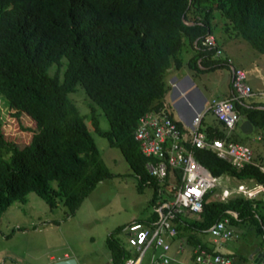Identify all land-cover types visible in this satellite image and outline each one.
<instances>
[{"label":"trees","instance_id":"trees-1","mask_svg":"<svg viewBox=\"0 0 264 264\" xmlns=\"http://www.w3.org/2000/svg\"><path fill=\"white\" fill-rule=\"evenodd\" d=\"M216 13L229 35L264 53V0H0V99L13 119L21 122L26 116L35 122L30 141L19 146L6 137L0 115V214L35 191L49 207L60 201L72 215L97 182L112 174L84 114L69 97L78 84L94 102L93 129L119 148L137 176L138 190L152 187L149 204L159 200L162 189L145 168L148 156L134 130L140 115L166 107L167 71L184 65L185 45L194 51L187 59L192 70H202L198 58L208 67L221 66L213 64L214 49L202 44ZM98 107L107 129L100 126ZM236 107L264 125V109L238 102ZM200 129L211 137L225 134L216 126ZM194 155L215 175L251 177L264 186V171L255 163L238 167L209 148L196 147ZM254 202L243 195L209 199L208 192L200 211L176 212V238L192 246L202 242L199 233L227 209L253 219L255 229L264 232V214ZM156 217L151 211L139 220ZM122 227L118 224L106 239L113 264L128 254L118 238Z\"/></svg>","mask_w":264,"mask_h":264},{"label":"rangeland","instance_id":"rangeland-1","mask_svg":"<svg viewBox=\"0 0 264 264\" xmlns=\"http://www.w3.org/2000/svg\"><path fill=\"white\" fill-rule=\"evenodd\" d=\"M223 22V17L212 19V30L222 46L220 58L222 64L206 71L205 75L200 76L201 78L197 77L196 81L204 82L211 93L220 94L228 88L231 65L239 66L240 64L248 71V79L254 83L255 88L253 89L255 93L253 95L251 93L250 97H245L242 103L264 100V95L261 94V90H264V62L258 61L260 57H264V53L254 49L246 40L240 39V36L231 37L230 40ZM193 52L189 45H185L182 55L187 57ZM252 61L257 67H254ZM183 67L184 65L181 68ZM167 72V80L171 87V78L181 71H177L172 66ZM83 90V87L78 84L77 88L69 93V97L80 113L84 114L101 157L112 174L97 182L72 215L65 214V207L60 201L55 207H49L35 191H30L26 200H14L0 214V264H49L67 257H73L76 264H108L109 248L106 243L108 233L118 224L135 217H145L152 211L149 204L152 187L145 184L141 190H138L137 176L132 172L119 148L110 145L105 136L93 129L90 123V107L94 102ZM168 91L165 95L166 100ZM205 96L207 97L206 93ZM2 100L3 98L0 99V115L3 117L2 128L6 137L19 146L27 144L35 130V122L26 116L21 122L16 118L13 119L14 117L9 115L8 107ZM96 112L101 128L107 129L108 121L103 111L98 107ZM205 112H207L206 108L200 113L201 116ZM205 118L210 120L213 117L208 112ZM239 125L238 123L234 128L225 129L226 138L229 141L246 143L252 148H263L264 126L255 127L252 132L246 134ZM257 134L258 136L263 135V138L252 140ZM219 180L220 184L215 187L214 192L226 185L227 177L222 174ZM229 185H233L232 179ZM212 199H215V194L212 195ZM233 226L239 232V236L216 241L222 244L221 252L230 255L233 264H260L256 261L257 253L254 252L256 250L258 252L259 248L264 249V232L257 231L249 221H240ZM208 227L199 233L202 242L217 239L208 231ZM118 236L124 239L123 235ZM185 244L184 247L187 248L185 247L183 256L176 255L177 260L171 264L191 263L187 260L191 258L193 252L189 243L185 242ZM175 246L176 241H173L171 252ZM148 254L144 256L142 264H147ZM49 256L52 261H49Z\"/></svg>","mask_w":264,"mask_h":264},{"label":"built area","instance_id":"built-area-1","mask_svg":"<svg viewBox=\"0 0 264 264\" xmlns=\"http://www.w3.org/2000/svg\"><path fill=\"white\" fill-rule=\"evenodd\" d=\"M204 42L216 44L211 34L205 35ZM216 50L219 55L221 50L219 48ZM231 68L232 96L211 98L207 105L215 117L229 128H233L240 119L235 101L253 93L246 70L236 65H231ZM201 118L200 113L193 116L192 126H186V129L183 127L182 130L178 124L180 120L166 107L150 110L138 117L134 137L139 141L141 151L148 156L145 162L147 171L163 181L169 167H180L183 181L177 187L172 201L163 202L155 207L159 212V219L154 229L143 227L140 222L130 223L125 227L128 228V240L131 244L143 247L155 242L167 251L170 244L165 241L159 228H168L171 233H175L172 219L176 212L184 207L192 211L201 210L203 197L207 190L217 183V177L195 158L191 146L211 147L219 156L227 158L236 166L252 162V151L247 144L222 137L208 139L205 132L200 129ZM185 141L191 145L188 146ZM239 188L244 191L246 189L243 185H239ZM226 192L229 191L225 189L223 193ZM208 231L218 239L237 236L227 217L214 222L208 227ZM193 252V264H233L228 255L220 252L211 254L201 243L194 247ZM168 261V255L161 253L159 264H166ZM133 263L134 261L127 262Z\"/></svg>","mask_w":264,"mask_h":264},{"label":"crops","instance_id":"crops-1","mask_svg":"<svg viewBox=\"0 0 264 264\" xmlns=\"http://www.w3.org/2000/svg\"><path fill=\"white\" fill-rule=\"evenodd\" d=\"M216 17H221V16L219 14L217 15V13H216L215 17L212 19L215 20ZM211 26H212V20H211ZM207 34L213 35V37L215 38L216 44L212 45L210 43L204 42L205 36L202 37V44L204 46H206L207 48L214 49V51L212 52V58L216 59V61H214L213 64H222L221 59H220L221 53L218 55L217 50H216V48H219L221 50V47H222L221 42H220V40L216 39V36H215L213 30L209 31ZM231 37L235 38V36L229 35L230 40H231ZM236 38H238V37H236ZM240 39L245 40L243 38H240ZM243 44L245 45V43H243ZM229 46H230V43H229ZM189 56L184 57V55H183L184 67L179 69V71H181L179 74H177V75L173 76V78H171L170 91H168L167 100L165 99L166 100L165 101L166 108H167V105H169L173 115L180 120V122L178 124L180 126V124L182 123V125L180 126V128L182 130H183V127H184V129H186V126H192V117L195 115V113H197V114L201 113L203 111V109L206 108L207 112H205L204 115L202 116L201 127L205 128L207 126H211V127L216 126V127L224 129V131H225V129L229 128V127H226L225 125H223V122L215 117V115L213 114L211 109L207 108V105L209 104V101L211 98H224V97L232 96V94H233V87L231 84L232 68H231V71L229 74L228 88L224 89L223 92L220 93L222 96H220V94L211 93V91L209 90V88L206 86V84L204 82L196 81L197 77L201 78L200 76L205 75L206 71L212 70L216 67H208L207 65H203L200 63V58H198L197 65L202 70H192L187 65V59L189 58ZM258 61L260 63H263L264 57H260L258 59ZM251 63L254 64V67H257V66H255V62L252 61ZM224 65H226V64H224ZM239 66H240V64H239ZM240 67H242V66H240ZM247 72L248 71L246 70V73ZM247 80L251 84L252 89H255L253 87L254 83L250 82L248 79V74H247ZM261 91H262L261 94L264 95V90H261ZM205 93L207 94V97L205 96ZM254 93H255V91L253 90L252 95ZM252 95H249L246 97H250ZM244 98L245 97H242L241 99L236 100V102H238L239 104H241L242 107H245V108L264 109V100L263 99H258L255 102L243 104L242 100ZM236 102H235V105H236ZM204 103H205V105H204ZM237 110L240 113V119L236 124H238V123L240 124L242 119H246L247 117L244 116L245 114L243 112H241L238 108H237ZM208 112L211 113L212 117H213L210 120H206V118H205V116ZM251 123H252L251 132L254 130L255 127L264 126L261 124H255L253 121H251ZM239 127H240V125H239ZM204 132H205V130H204ZM224 133H225L224 137H222V138L227 139L226 138V132H224ZM205 134H206V137L208 139L214 138V137L209 136L207 134V132H205ZM246 134H248V133H246ZM255 138L262 139L263 135L258 136V134H257L256 137L252 138V140H255ZM236 142H239V141H236ZM244 144H246V143H244ZM189 145H191V144L189 143ZM248 146L251 148V151H252V162L251 163H255L256 165H259L261 167V169L264 171V146L261 149H259L257 147L252 148L250 145H248ZM191 148H192L193 155H194V150L196 147L191 146ZM197 148H208V147H197ZM209 149H211L212 151H214L217 154V152L214 149H212L211 147H209ZM222 158H224V157H222ZM224 159H226L227 161L232 163L227 158H224ZM238 167H240V166H238ZM211 174L217 177L218 183H216L214 186L210 187L207 190L206 193L209 192V199H212V195L214 196V194H215V199L221 200V201H228L233 196L243 195L246 198L254 199V201H255L254 206L257 205V201H258L257 207H259V209L264 213V186L261 183H259L258 181H256L254 178H251V177L239 178V177H236L235 175L224 173L225 176L227 177L226 185L223 186L219 191L214 192L215 187L219 186V184H220L219 178L222 176V174L215 175L212 172H211ZM152 176H154V175H152ZM154 177L157 178L156 176H154ZM230 179H232V181H233L232 186L229 185ZM157 181L159 182L160 188L162 189V191L160 193L159 200H156L154 203L151 204L152 211L157 213V217L154 218L153 220H150V221H147L146 219L144 221H140L138 217H135L134 219H132L130 221L124 222V228L122 227L123 231H121L119 233L120 235L124 236V239H122L119 236H118V238L122 242V244L124 245L125 249L128 250V254L125 257H123V260L121 261L120 264H127L128 261H134L133 264H142L144 256L148 253L149 254H148L147 264H159L161 253H165L166 255H168L169 261L166 264H171L173 261L177 260L176 255L182 257L184 250H186V248H187L186 246H185L186 248L184 247V245H186V244H185V240L182 237L179 239L176 238V235L178 233L177 229H176L175 233H171L168 228H163V227H160L159 231L162 233V236L164 237L165 241L170 244L169 249L167 251H165L161 245H158L155 242H152L151 244H149L147 246L138 247L137 245L131 244L128 240V235H129L128 234V228H125V227L130 223L140 222L143 227H148L150 230L154 229L157 226L156 222L159 219V212L157 210H155V207L158 205H161L163 202H170L174 199L175 191H176L177 187L180 185V183H182V181H183L182 180V168H180V167H177V168L176 167H169L168 168V174L165 177V179L163 181H160L157 178ZM234 183H236V184H234ZM239 185H243L246 188L245 191L243 189L239 188ZM225 189H227L229 192L223 193V191ZM183 209L184 210L188 209V210L192 211L191 209H189L187 207H184ZM192 212H197V211H192ZM147 216H149V215H147ZM147 216L142 217V218H146ZM225 217H227L229 219V223H230L231 227L237 233V236H234V237H238L239 232L236 230V228H234L233 224L235 225L236 223H240V221H249L250 225L254 226V228H255L256 222L253 219L247 218V219L243 220L241 217L238 216V212L236 210L227 209L226 213L224 215H222L220 218H218L217 220L223 219ZM231 219H233L234 221H232ZM172 224H173V222H172ZM219 240L222 241V239L217 238L216 240L208 239V241H205L204 243L203 242H198V243H201L204 247H206L208 252L211 254L216 253V252L223 253V252H221L222 250L220 249L222 244H220L219 242H216ZM173 241H176V246L174 247L173 252H171ZM198 243H196L194 246L189 244L192 252L194 250V247ZM259 252L264 254V249L259 248L258 252H257V250L254 252V253H257L255 259H256V261L260 262V264H264V255L261 254L260 256H257ZM223 254H226V253H223ZM226 255H228V254H226ZM228 256L231 258L230 255H228ZM193 257H194V252H193V254H191V258L189 257L188 258L189 260H187L189 262L191 261V263H189V264H193ZM50 258H51V256H49V261H52ZM261 258H263V259H261ZM114 261L115 260L113 259V255L111 254L110 249H109L108 264H113Z\"/></svg>","mask_w":264,"mask_h":264},{"label":"water","instance_id":"water-1","mask_svg":"<svg viewBox=\"0 0 264 264\" xmlns=\"http://www.w3.org/2000/svg\"><path fill=\"white\" fill-rule=\"evenodd\" d=\"M197 113H195L194 116H196ZM240 128L243 132L249 133L252 130V123L249 119H242L240 123ZM264 255L263 253H258L257 256ZM263 259V258H261ZM260 259V260H261ZM49 264H76V260L73 257H67V258H62V259H57L55 261L50 262Z\"/></svg>","mask_w":264,"mask_h":264}]
</instances>
